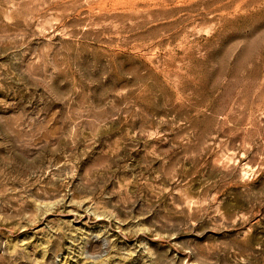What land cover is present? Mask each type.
Instances as JSON below:
<instances>
[{"label": "rangeland", "instance_id": "1", "mask_svg": "<svg viewBox=\"0 0 264 264\" xmlns=\"http://www.w3.org/2000/svg\"><path fill=\"white\" fill-rule=\"evenodd\" d=\"M0 264H264V0H0Z\"/></svg>", "mask_w": 264, "mask_h": 264}]
</instances>
